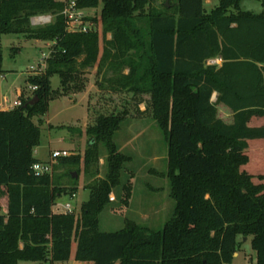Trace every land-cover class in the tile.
Here are the masks:
<instances>
[{
	"label": "trees",
	"instance_id": "trees-1",
	"mask_svg": "<svg viewBox=\"0 0 264 264\" xmlns=\"http://www.w3.org/2000/svg\"><path fill=\"white\" fill-rule=\"evenodd\" d=\"M242 1L219 0L207 12L204 0H178L174 12L144 15L150 0H77L80 8L102 4L93 18L102 25L100 53L98 31H68L60 14L64 3L0 0V72L2 35L53 43L46 68L27 76L17 98L21 105L0 110V198L7 200L6 213H0V264L65 262L74 244V259L85 263L231 264L240 235L252 236L256 264H264V183H255L242 168L249 162V142L264 139V125H250L254 117H264V11L243 10ZM49 13L57 15L54 23L31 26L33 17ZM218 57L221 64L207 65ZM95 67L114 91L151 96L146 108L167 142L164 176L174 200L161 229L131 219L116 231L99 229L110 195L116 193L125 205L132 195L134 171L123 178L132 156L114 140L125 122L120 117L99 115L86 128V167L99 161L102 144L107 172L86 186L89 199L78 216L53 211L56 198L76 195L78 188L33 169L41 163L34 155L41 141L34 117L45 115L50 101L71 88L82 92L81 76ZM54 74L62 89L52 88ZM220 108L231 120L220 115Z\"/></svg>",
	"mask_w": 264,
	"mask_h": 264
},
{
	"label": "rangeland",
	"instance_id": "rangeland-1",
	"mask_svg": "<svg viewBox=\"0 0 264 264\" xmlns=\"http://www.w3.org/2000/svg\"><path fill=\"white\" fill-rule=\"evenodd\" d=\"M62 3V0H56ZM219 0H204L207 12L216 8ZM178 0H150L144 15L154 11L171 12L176 10ZM102 4L98 7L82 8V16L79 22L91 26L90 30L98 31L101 35L100 53L103 51L102 25L93 21L95 16L100 15ZM243 10L261 13L264 7L261 0H243ZM63 10L60 14H63ZM42 17L47 21L40 25L33 24L32 20ZM57 15L42 14L32 18L31 26L34 28L46 26L55 22ZM65 18V17H64ZM73 24L67 23L71 31ZM110 33L107 38H110ZM52 42L37 39H28L20 34H7L1 37L3 55L2 71L0 72V94L10 98V104L17 100V91L27 85L26 79L29 74L44 70L47 66L46 58L51 51ZM81 76V82L85 83L82 92L76 93L71 88L67 94L53 99L49 103V109L43 116L34 117V122L41 126V141L35 148L34 155L47 162L51 152L55 150L68 152L69 157H78L80 162L63 163L58 158L53 164L50 174L52 179L68 188L77 187L76 197L71 194H63L56 198L53 205L54 211H65V205L70 203L73 214H80L81 205L89 199L90 186L106 176L107 151L100 145L101 154L97 162L86 167L85 155L90 146V137L85 131L92 125L99 115L116 116L124 119L122 128L115 133V142L122 152L132 156V160L126 164L123 178L134 174L131 178L132 195L127 205L122 203L116 193L110 195V204L99 214V229L105 232L116 231L125 226L126 219L146 224L153 229L163 228L166 221L171 217L174 200L170 197V183L164 173L167 172V142L152 113L146 108L151 96L146 92H131L128 90L111 91L109 83L103 80L101 74L97 75L96 68L85 70ZM102 81V88L99 83ZM51 85L54 90L62 89L60 76H51ZM29 89L28 87H26ZM29 91H31L29 89ZM213 100L215 97L213 96ZM220 115L225 120H231L228 110L220 108ZM129 121V122H127ZM251 126L264 125V117H254ZM79 129L83 131L79 133ZM247 153L249 162L242 168L253 174L255 183H264L258 176H264V139L251 140ZM72 173L78 175L72 177ZM114 198V199H111ZM0 213H6L7 200L0 198ZM238 251L235 253L231 264H256V251L252 247V236L238 237ZM73 245L72 256L68 261L53 263L20 261L18 264H93L76 261Z\"/></svg>",
	"mask_w": 264,
	"mask_h": 264
},
{
	"label": "built area",
	"instance_id": "built-area-1",
	"mask_svg": "<svg viewBox=\"0 0 264 264\" xmlns=\"http://www.w3.org/2000/svg\"><path fill=\"white\" fill-rule=\"evenodd\" d=\"M62 3H64L63 14H64V17L66 19V22L69 24H73L72 28H70L71 31L87 32L91 29L90 28L91 26L84 25L81 23H77V22H79V19L81 18L82 11H83L82 8L78 7L77 0H62ZM46 21H47V19H44L42 17H36L35 19L32 20L33 24H35V25L43 24ZM67 29L69 30V28H67ZM51 49H52V46H51ZM50 53H51V51H50ZM48 56L43 55V58H45V57L48 58ZM222 61L223 60L220 57L212 58V59H209L207 61V65L221 64ZM35 89H36V87H30L31 91H34ZM20 105H21V101L19 99H17L13 103L12 106L10 105L9 109H12L14 107H18ZM65 156H68V152L66 150H63V151L55 150V151L51 152L49 161L36 163L33 166V169H34L36 175H42L45 173L51 174L52 170H53V164L55 163V161L58 158L65 157ZM72 197H76V195H72ZM111 199H114V198L111 197ZM53 211H54V209H53ZM54 212H57V211H54ZM72 212H73V207L71 206L70 203H67L65 205V211L61 212V213L67 214V213H72ZM57 213H59V212H57Z\"/></svg>",
	"mask_w": 264,
	"mask_h": 264
},
{
	"label": "crops",
	"instance_id": "crops-1",
	"mask_svg": "<svg viewBox=\"0 0 264 264\" xmlns=\"http://www.w3.org/2000/svg\"><path fill=\"white\" fill-rule=\"evenodd\" d=\"M111 37V36H110ZM108 39H109V37H108ZM96 68V72H97V67H95ZM125 73H127V69L125 70ZM102 76H103V74H102ZM100 83H102V81L100 82ZM103 85V84H102ZM100 88H102V86H99ZM111 88V87H110ZM111 91H114L112 88L110 89ZM21 91H22V89L20 88V89H18V91H17V98H18V96L21 94ZM214 97H215V99H216V97H217V93H215L214 95H213ZM10 98L7 96V94L5 95H2V94H0V110H4V109H9V107H10ZM36 157V156H35ZM37 158V157H36ZM39 159V158H38ZM41 162H45V161H43V160H41V159H39ZM113 194V193H112ZM85 263V262H84Z\"/></svg>",
	"mask_w": 264,
	"mask_h": 264
},
{
	"label": "water",
	"instance_id": "water-1",
	"mask_svg": "<svg viewBox=\"0 0 264 264\" xmlns=\"http://www.w3.org/2000/svg\"><path fill=\"white\" fill-rule=\"evenodd\" d=\"M34 103H35V100H32V101L30 102V105H33ZM72 177H73V178H77L78 175H77L76 173H72Z\"/></svg>",
	"mask_w": 264,
	"mask_h": 264
}]
</instances>
